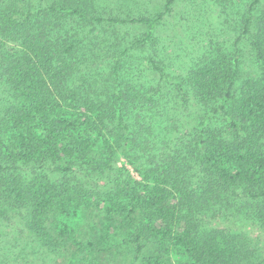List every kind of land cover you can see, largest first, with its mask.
Instances as JSON below:
<instances>
[{"label":"trees","instance_id":"16d2710c","mask_svg":"<svg viewBox=\"0 0 264 264\" xmlns=\"http://www.w3.org/2000/svg\"><path fill=\"white\" fill-rule=\"evenodd\" d=\"M182 1L0 0V244L11 225L76 258L96 242L57 223L87 204L127 264L264 262L209 222L264 229V0L226 4L235 42L188 62L162 35Z\"/></svg>","mask_w":264,"mask_h":264},{"label":"rangeland","instance_id":"374dc122","mask_svg":"<svg viewBox=\"0 0 264 264\" xmlns=\"http://www.w3.org/2000/svg\"><path fill=\"white\" fill-rule=\"evenodd\" d=\"M188 1H182L178 5L176 14L173 13V16L169 17L162 34L165 45L172 40V44L177 45L178 51L184 52L182 57H184L185 62H188L194 54H198L204 46L210 45V43L214 49H218V47L228 46L231 42H235L238 34L234 31L233 26L229 28L226 26L223 32L218 27L226 18V14L221 13L225 5L238 8L243 4L242 0H231L230 2L218 0L214 9L210 5V3L213 4L212 0H199L202 5L201 13L197 11V15H188L186 18L188 12L185 6ZM194 19L196 20L194 21ZM221 41H225L224 44ZM181 62L178 58L175 62L176 66L182 64ZM226 212L223 211L217 217L210 218L211 226L250 237L251 242L253 241L259 248L258 263L264 261V229L261 224L246 216L243 217L242 214L239 217H226L224 216ZM103 221V211L87 204L81 205L75 213L59 216L57 223L59 229L66 224L74 230L78 241L86 245L90 241L96 242L93 247H87L78 252L75 255L76 258L70 255L76 250V246L71 247V250H67L65 246L56 250L47 249L36 238L28 237L27 233L22 236L14 235V226L9 225L2 230L7 235L0 244V264H94L93 257L95 255L90 253L92 248H96L97 252L100 248L103 251L102 255L96 259V264H127L131 261L132 255H129L130 251L124 244L126 237L122 232L115 231L109 233V239L106 238L101 241ZM99 242L100 246H97ZM7 244L11 247L9 250L6 249Z\"/></svg>","mask_w":264,"mask_h":264}]
</instances>
